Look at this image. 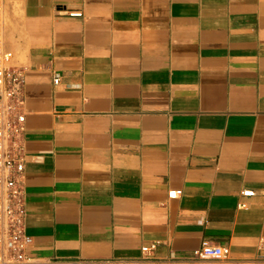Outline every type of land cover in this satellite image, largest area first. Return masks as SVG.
I'll list each match as a JSON object with an SVG mask.
<instances>
[{
  "label": "crops",
  "instance_id": "1",
  "mask_svg": "<svg viewBox=\"0 0 264 264\" xmlns=\"http://www.w3.org/2000/svg\"><path fill=\"white\" fill-rule=\"evenodd\" d=\"M4 16L31 256L157 243L162 264L264 263V0H4ZM203 241L229 259L196 257Z\"/></svg>",
  "mask_w": 264,
  "mask_h": 264
},
{
  "label": "built area",
  "instance_id": "2",
  "mask_svg": "<svg viewBox=\"0 0 264 264\" xmlns=\"http://www.w3.org/2000/svg\"><path fill=\"white\" fill-rule=\"evenodd\" d=\"M80 16V11H71ZM4 0H0V264H162L153 257L157 243L142 247L141 258L98 259L79 257L76 259H40L28 252L32 236L26 232V206L22 183L25 156L21 137L25 119L21 109L24 104V72L12 64L13 51L4 40ZM59 80V76L55 77ZM181 189H173L170 197H177ZM254 190H244V195H252ZM242 205H245L244 203ZM193 254L198 258H218L228 260L231 250L228 246L213 245L203 241Z\"/></svg>",
  "mask_w": 264,
  "mask_h": 264
},
{
  "label": "rangeland",
  "instance_id": "3",
  "mask_svg": "<svg viewBox=\"0 0 264 264\" xmlns=\"http://www.w3.org/2000/svg\"><path fill=\"white\" fill-rule=\"evenodd\" d=\"M4 19H5V16H4ZM264 264V263H263Z\"/></svg>",
  "mask_w": 264,
  "mask_h": 264
}]
</instances>
